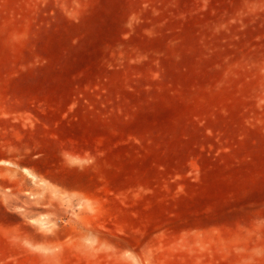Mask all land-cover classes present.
Returning <instances> with one entry per match:
<instances>
[{"label": "rangeland", "instance_id": "374dc122", "mask_svg": "<svg viewBox=\"0 0 264 264\" xmlns=\"http://www.w3.org/2000/svg\"><path fill=\"white\" fill-rule=\"evenodd\" d=\"M0 264H264V0H0Z\"/></svg>", "mask_w": 264, "mask_h": 264}]
</instances>
